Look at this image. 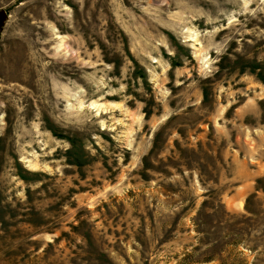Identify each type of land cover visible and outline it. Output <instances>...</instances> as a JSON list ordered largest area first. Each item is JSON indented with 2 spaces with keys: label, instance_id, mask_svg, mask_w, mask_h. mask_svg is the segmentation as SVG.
I'll return each instance as SVG.
<instances>
[{
  "label": "rangeland",
  "instance_id": "obj_1",
  "mask_svg": "<svg viewBox=\"0 0 264 264\" xmlns=\"http://www.w3.org/2000/svg\"><path fill=\"white\" fill-rule=\"evenodd\" d=\"M0 264H264V0H0Z\"/></svg>",
  "mask_w": 264,
  "mask_h": 264
},
{
  "label": "water",
  "instance_id": "obj_2",
  "mask_svg": "<svg viewBox=\"0 0 264 264\" xmlns=\"http://www.w3.org/2000/svg\"><path fill=\"white\" fill-rule=\"evenodd\" d=\"M1 18L4 20L6 18V14L2 12Z\"/></svg>",
  "mask_w": 264,
  "mask_h": 264
}]
</instances>
